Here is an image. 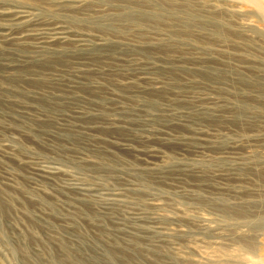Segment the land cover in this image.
Wrapping results in <instances>:
<instances>
[{
  "label": "rangeland",
  "instance_id": "374dc122",
  "mask_svg": "<svg viewBox=\"0 0 264 264\" xmlns=\"http://www.w3.org/2000/svg\"><path fill=\"white\" fill-rule=\"evenodd\" d=\"M253 3L0 0V264H264Z\"/></svg>",
  "mask_w": 264,
  "mask_h": 264
},
{
  "label": "bare ground",
  "instance_id": "6f19581e",
  "mask_svg": "<svg viewBox=\"0 0 264 264\" xmlns=\"http://www.w3.org/2000/svg\"><path fill=\"white\" fill-rule=\"evenodd\" d=\"M249 1V0H248ZM252 1V0H251ZM253 1H255V3H253L254 5L255 4H257V7H258V3L260 2V0L258 1V0H253ZM257 2V3H256ZM263 2H261V4H262ZM259 6H262V5H259ZM264 6V5H263ZM188 7V6H187ZM263 8V7H262ZM261 7H260V9H262ZM264 9V8H263ZM35 39V38H34ZM59 44V43H58Z\"/></svg>",
  "mask_w": 264,
  "mask_h": 264
}]
</instances>
